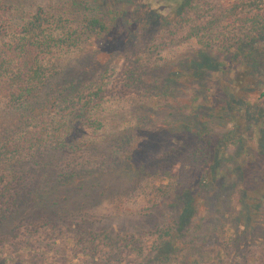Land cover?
Masks as SVG:
<instances>
[{"label":"trees","instance_id":"16d2710c","mask_svg":"<svg viewBox=\"0 0 264 264\" xmlns=\"http://www.w3.org/2000/svg\"><path fill=\"white\" fill-rule=\"evenodd\" d=\"M163 1L67 0L54 13L0 0V226L8 227L0 245L16 257L32 244L50 252L69 241L73 256L97 264H146L154 255L165 264L176 248L203 261L205 242L194 243L187 227L175 233L187 220L184 195L213 185L238 156L264 157V142L250 151L264 136V0ZM187 42L197 46L191 56L162 61L163 50ZM210 62L215 73H229L216 90L221 97L209 96L207 104ZM180 70L194 74L192 81ZM179 92L188 95L178 100ZM131 98L144 102L136 125L102 138V104ZM177 114V126L165 128L167 143L153 144L151 124ZM135 132L144 135L140 142ZM137 172L149 179L141 183ZM61 186L106 198L109 210L99 217L80 207L64 212V197L55 200L46 189ZM137 186L143 203L123 209ZM161 203L175 215L165 213L151 227H81L109 215H147ZM49 204L56 206L48 213L24 216ZM243 205L240 199L241 215ZM240 236L223 243L224 251L253 246ZM258 239L256 262L264 264V237Z\"/></svg>","mask_w":264,"mask_h":264},{"label":"rangeland","instance_id":"374dc122","mask_svg":"<svg viewBox=\"0 0 264 264\" xmlns=\"http://www.w3.org/2000/svg\"><path fill=\"white\" fill-rule=\"evenodd\" d=\"M6 1L23 7L25 11L29 9L32 11L34 7L40 5L50 9V11H53L54 13L62 11L67 3V0ZM157 1H159L161 5H165V1ZM166 10L167 8L164 7L162 11L164 12ZM87 44L88 43H86V45ZM87 47H89V45ZM196 48L197 46L195 44L191 45V42H187L168 47L160 54L164 59L162 61L165 63L173 62L172 64H179V60L184 59L185 56H191ZM206 52L212 54L210 51ZM216 60L221 61V57L217 55ZM183 61L186 62L187 60ZM210 65L211 66L208 67L206 72L203 74L205 88L204 98L206 99L207 104L212 102L215 97H221V95L216 93V90L225 82H223L222 79H228L227 74L229 73H215L212 70V68H214V64L210 62ZM185 72L180 70L181 75L188 78V80L191 82V75L194 76V74H190L189 70H186ZM182 80L185 82L186 79ZM186 83L189 84V82ZM188 86L189 85H187V87ZM235 94L239 95L238 92ZM187 95L188 93L179 92L177 93V99L181 100L183 97H187ZM209 96H211L212 101L207 100ZM216 103L220 104V101ZM102 105L103 107L98 118L102 122L100 130L103 136L102 138L105 140H107L108 136L111 134H121L125 130L135 126L137 123L135 113L140 110L138 109V106H140L142 109L144 108V102L136 101L132 98L131 100L118 99L113 101H105ZM235 106L236 105H233L232 107ZM152 111L157 115L159 112H161L160 109L156 108ZM183 112H185V109H182V113ZM178 118L179 115L177 114L173 117H169L167 121L162 123L159 119H157L153 124H151L152 127H150L148 133H151L152 138L155 134L153 144L159 145L167 143V139L170 134L167 133V129L165 128L167 126L170 128L177 126L178 122L175 120ZM144 126H146V124ZM144 126L142 128H144ZM224 129L225 128H222V130ZM135 135L137 136H135L136 139L134 141L140 142L141 136L144 138V135L139 134V132H135ZM263 142L264 136L261 140L254 139L250 151L251 149L258 148L263 144ZM102 143L103 146H106L104 142ZM241 158L242 156H238V158L233 161L234 165L232 166V170H230L227 166L223 176L220 179H215L213 185L202 187L195 193H186L184 195L188 210L183 214L185 215L184 218L187 220L184 221L182 227L175 233H181L184 231V228L187 227L189 232L194 233V243L204 241L205 243L203 246L205 248L206 254L202 256L203 261L198 260V252H194L193 257H183L182 250L176 248L174 251L168 249V253H173L170 256V260L165 264H257L256 255L260 253L261 245H256L254 243L259 240L258 237H264V157H262L259 153H251L247 156V162L245 160L240 162ZM108 161L110 163L112 161V157ZM237 162L240 163V166L236 170L238 171V174L235 171ZM135 176L138 177L140 181H142L141 183H145L149 179L147 174L144 175L141 173L138 175V172ZM143 177L145 178L143 179ZM46 189L49 190V197L54 195L53 198L55 200L58 199L57 197L60 199L64 197L63 201L59 200L60 206L63 207L64 212H69V210L73 211L76 210V207H80V209L91 212L96 217H99L109 210L106 198L102 202L95 199L94 197L86 198L83 193H76L73 190L66 189L62 186L58 187V189H55L54 191H52L53 188L51 187H47ZM143 192L144 191L139 188V186L133 188V196L128 199L127 202L123 203V209L134 207L137 204L136 201H138L139 204L143 203ZM240 199L244 204L243 214H246L249 218L246 223L243 222L244 215H241V211L238 206ZM82 202L83 204H81ZM55 206L56 205L49 204V206H45L43 208H30L24 213V216L27 217L48 213V211L53 209ZM191 206L193 208L195 206V210L193 209L191 211ZM104 209H106V211ZM183 209H185V205ZM165 213H169L170 217L175 215V211L173 209L169 207L165 208V205L161 203L160 206H158L156 209H153L147 215H109L107 217L99 218L98 222H85L81 224V227L87 229L89 227L96 229L103 228L107 230L113 229L120 232L127 230L133 231L136 230L135 228L142 229L151 227L154 222L162 220V215ZM6 231H8L7 226H0V234ZM188 231H186V233H188ZM243 233H245L247 237H251V239H253L251 240V242L254 241L253 246H250L243 252V254H240L237 249L229 250L227 252L224 251L223 243L228 241L231 237H239L240 235H243ZM67 243L68 244H62L59 247H56L50 252H48L46 248H39L38 245L30 244L31 247L22 250V252L26 254L25 257H16L12 253L10 245H0V264H97L84 257L82 254L73 256L71 254V250H69V241H67ZM146 264L159 263L156 261V256L154 255L153 260H148Z\"/></svg>","mask_w":264,"mask_h":264}]
</instances>
